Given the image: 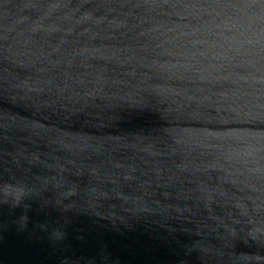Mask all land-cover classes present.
Segmentation results:
<instances>
[{
	"label": "water",
	"instance_id": "95a60500",
	"mask_svg": "<svg viewBox=\"0 0 264 264\" xmlns=\"http://www.w3.org/2000/svg\"><path fill=\"white\" fill-rule=\"evenodd\" d=\"M0 264H264V0H0Z\"/></svg>",
	"mask_w": 264,
	"mask_h": 264
}]
</instances>
